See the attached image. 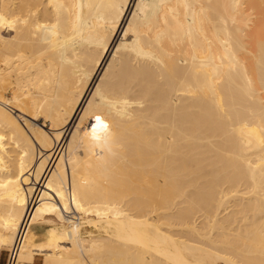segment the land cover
I'll return each instance as SVG.
<instances>
[{
    "label": "bare ground",
    "instance_id": "obj_1",
    "mask_svg": "<svg viewBox=\"0 0 264 264\" xmlns=\"http://www.w3.org/2000/svg\"><path fill=\"white\" fill-rule=\"evenodd\" d=\"M2 249L264 264V0H0Z\"/></svg>",
    "mask_w": 264,
    "mask_h": 264
},
{
    "label": "crops",
    "instance_id": "obj_2",
    "mask_svg": "<svg viewBox=\"0 0 264 264\" xmlns=\"http://www.w3.org/2000/svg\"><path fill=\"white\" fill-rule=\"evenodd\" d=\"M8 251L7 249L0 250V264H7ZM21 264H44L42 255H35L32 261L23 262Z\"/></svg>",
    "mask_w": 264,
    "mask_h": 264
},
{
    "label": "built area",
    "instance_id": "obj_3",
    "mask_svg": "<svg viewBox=\"0 0 264 264\" xmlns=\"http://www.w3.org/2000/svg\"><path fill=\"white\" fill-rule=\"evenodd\" d=\"M7 264H20L19 261L16 262V253L11 249L8 250V260Z\"/></svg>",
    "mask_w": 264,
    "mask_h": 264
},
{
    "label": "rangeland",
    "instance_id": "obj_4",
    "mask_svg": "<svg viewBox=\"0 0 264 264\" xmlns=\"http://www.w3.org/2000/svg\"><path fill=\"white\" fill-rule=\"evenodd\" d=\"M38 123H40V124H44V120H42L41 118L38 120ZM65 147V146H64ZM60 148H61V146H60Z\"/></svg>",
    "mask_w": 264,
    "mask_h": 264
}]
</instances>
